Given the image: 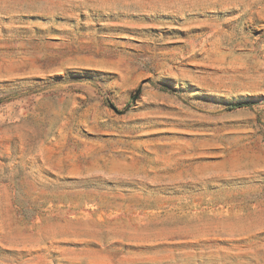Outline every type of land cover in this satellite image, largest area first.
<instances>
[{"label": "rangeland", "instance_id": "rangeland-1", "mask_svg": "<svg viewBox=\"0 0 264 264\" xmlns=\"http://www.w3.org/2000/svg\"><path fill=\"white\" fill-rule=\"evenodd\" d=\"M0 264H264V0H0Z\"/></svg>", "mask_w": 264, "mask_h": 264}]
</instances>
